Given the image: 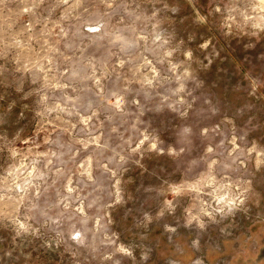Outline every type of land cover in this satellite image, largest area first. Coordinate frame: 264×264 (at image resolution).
<instances>
[{
    "label": "rangeland",
    "instance_id": "1",
    "mask_svg": "<svg viewBox=\"0 0 264 264\" xmlns=\"http://www.w3.org/2000/svg\"><path fill=\"white\" fill-rule=\"evenodd\" d=\"M0 264H264V0H0Z\"/></svg>",
    "mask_w": 264,
    "mask_h": 264
}]
</instances>
